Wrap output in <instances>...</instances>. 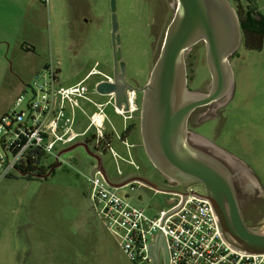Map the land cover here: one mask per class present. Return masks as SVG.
Wrapping results in <instances>:
<instances>
[{
	"label": "rangeland",
	"instance_id": "rangeland-1",
	"mask_svg": "<svg viewBox=\"0 0 264 264\" xmlns=\"http://www.w3.org/2000/svg\"><path fill=\"white\" fill-rule=\"evenodd\" d=\"M230 2L236 9V2ZM240 2L257 7L256 20L260 21L264 0ZM88 3L92 5L95 22L101 19L102 23L101 35L93 45L96 52L87 61V67L95 73L84 80V94H73L63 102L58 125L76 136L86 129L91 116L101 110L103 126L94 125L88 131H114L110 150L103 155L111 176L117 178L139 171L160 180L142 146L140 108L137 106L133 118L117 116L113 95L96 91V85L103 79L99 72L112 74L114 70L110 0H49L48 4L41 0H0V117L17 93L26 90V85L35 79H42L41 71L50 61L60 70L61 85H75L79 81L68 70L71 60L82 57L69 51L66 36L67 28L75 20L70 16L76 9L71 10L72 6L84 7ZM148 6L145 0H116L122 59L132 69L128 78H136L140 86L149 77L163 39L162 35L158 44H151L144 30L142 20ZM83 15L85 12L78 17ZM185 62L189 88L204 87L209 82L204 44L194 45L186 53ZM230 63L236 74L234 99L223 111L228 119L220 116L214 123L218 130L223 129L219 140L234 142L243 159L259 170L252 177L245 175L246 182H239L238 193L246 223L264 231V41L261 49H246L241 43ZM136 64L138 72L133 69ZM131 124L133 128L125 140L115 136ZM63 146L65 143L56 144L57 149ZM61 159V166L48 178L29 180L14 173L0 179V264H154L149 253V260L136 263L128 260L93 210L88 199L93 160L84 149L77 147ZM53 160L54 156L48 157L50 163ZM192 188L197 193L204 192L198 185ZM118 192L150 218L167 210L170 207L167 200L172 198L138 185L134 191L124 186Z\"/></svg>",
	"mask_w": 264,
	"mask_h": 264
},
{
	"label": "water",
	"instance_id": "water-1",
	"mask_svg": "<svg viewBox=\"0 0 264 264\" xmlns=\"http://www.w3.org/2000/svg\"><path fill=\"white\" fill-rule=\"evenodd\" d=\"M110 11L113 77L100 81L96 91L102 95H113L115 108L126 113L130 108L125 89L128 87L141 93L139 126L142 146L166 182L139 173H131L121 179L113 178L105 169L102 156L93 151L84 139L75 140L59 150L55 154L56 163L48 172H20L19 176L46 178L51 170L60 165L61 155L82 147L97 162L90 176L99 171L108 185L117 189L137 182L156 192L179 194L183 201L189 187L201 184L203 194L195 193L210 202L226 241L247 253L264 254V231L245 222L234 182L235 174L224 161L233 163L234 160L216 147L219 158L212 156L188 139L187 122L192 111L228 97L234 90L230 58L241 46L242 31L232 3L230 0H175L174 13L165 29L158 56L141 87L129 85L126 81L124 61L121 60L116 0H110ZM198 43L204 44L205 63L210 75L206 91L191 90L187 84L185 55ZM118 68L121 69L120 73ZM203 141L210 144L205 139ZM239 167L241 173L252 177L247 167ZM90 194L91 185L89 201ZM160 242L165 243V239L159 231L155 243L148 249L151 256L155 257L153 248H158Z\"/></svg>",
	"mask_w": 264,
	"mask_h": 264
},
{
	"label": "built area",
	"instance_id": "built-area-1",
	"mask_svg": "<svg viewBox=\"0 0 264 264\" xmlns=\"http://www.w3.org/2000/svg\"><path fill=\"white\" fill-rule=\"evenodd\" d=\"M58 72L53 62H48L41 71L42 79H35L17 93L0 117V179L19 174L26 167L45 164L49 156H55L58 142L67 143L75 137L58 125V118L66 99L85 93L86 78L75 85L62 86ZM105 78L111 80L108 75ZM129 107L130 112L137 108L132 97ZM90 125L103 126L101 110L91 116ZM101 134L95 132L96 137ZM88 179L93 210L133 263L149 260L148 249L160 231L168 252L167 264H264V254L247 253L226 241L210 202L192 187L183 201L181 195L169 194L170 207L150 218L117 188L109 186L99 171ZM136 185L143 186L137 182L126 186L134 191Z\"/></svg>",
	"mask_w": 264,
	"mask_h": 264
},
{
	"label": "flooded vegetation",
	"instance_id": "flooded-vegetation-1",
	"mask_svg": "<svg viewBox=\"0 0 264 264\" xmlns=\"http://www.w3.org/2000/svg\"><path fill=\"white\" fill-rule=\"evenodd\" d=\"M145 1H146V3L149 4V6L146 10H144L145 18H144V20H142V22H143V26L145 28L143 26L142 27L147 32V34L150 38V43L156 45V44H158L162 35L164 36V30L166 29L167 25L169 24L170 20L172 19V16L174 13L173 10L175 9V0H145ZM74 7L76 9L70 14V16H71V18H75V20L71 21L70 27L67 28L68 33H67L66 37H67L68 44H69V51L76 57L81 55L82 59L77 58L74 62L71 60L68 71L70 73L69 75H71L73 77V79L79 80V79L84 78L86 76L89 77L94 73L93 72L94 70L92 68L87 67L88 66L87 61H89L91 59V57L94 55V53L96 52V50L93 49V45L97 42L99 36L101 35L100 31L102 29V23H101V19H97V23L95 22V17H94L92 10H91L92 5L90 3H88L84 7L80 6L79 4H77V5L74 4L72 6L71 10L74 9ZM82 12H85V15L78 17V15ZM86 39H90V41H86ZM242 44H243V35H242ZM111 47H112V38H111ZM85 49H87V50L85 51ZM120 50H121V48H120ZM233 58H234V54L230 58V61ZM121 60L124 61L122 59V52H121ZM124 67H125L124 71H125L127 83L129 85H132V86L141 87L140 85L137 84L136 78L135 79L128 78V72L129 71L132 72V69H129V66L125 61H124ZM133 69L135 70V72L139 71V67L137 66V64L134 66ZM112 70H113V65H112ZM120 72H121V69L118 68V73H120ZM233 75H234V84H235L233 92L230 95H228V97H223L216 102L209 103L207 105L195 108L189 116V119L187 122V128H188V136H189L188 139L194 146L198 147L202 151H204V152H206L212 156L218 157L217 156L218 152L215 149V147H216L217 149L221 150L222 152L229 154L232 157V160H234V162H236V163H234V162L229 163L225 159H224V161L227 163L228 167H230L232 172H234V174H235L234 182H235L236 189L238 191L239 190V182L241 181V179L238 176L239 171H240L239 166L242 167V165H243V166L247 167L250 174H252V175H257V171H259V170H257L256 167L254 165H252V163L249 160L243 159L244 155L237 149L234 142H232L230 140H228V142H226V141L221 142L219 140V136H220L223 129L218 130V127L214 123V121L217 120L220 116L223 118V120L228 119V117H229L227 113H226V115H224L223 111L226 110L227 107H229V105L231 104V102L234 99L235 90H236V82H235L236 74H235L234 70H233ZM108 76L111 77V79H112L113 73L109 74ZM105 79H107V78H105ZM102 80H104V79H102ZM209 81H210V75H209ZM208 83L204 87H202L203 86L202 85L201 87L191 89V90L206 91ZM187 84H188V73H187ZM125 92H126V99L128 101V104H129V97H132L133 100L135 101L136 105L140 108L139 103L141 101V93L135 92L128 87L125 89ZM134 111L133 112L129 111L127 113L123 112V113L126 114L127 119H130V118H133L132 115H133ZM139 111H140V109H139ZM211 123H214V124H211ZM86 128H87V130H88V128L93 129L92 126L90 125V121L87 123ZM92 134H94V132H92V130H90V132L88 131L87 133L83 134L82 136H79V137L72 139L71 141L65 143V147L63 146V147H60L59 149L56 148L55 154L59 150L66 148L68 145H70L75 140L84 139L88 142L89 147L93 151L99 153L102 156L103 165H104L105 169L107 170V167H106L105 162L103 160V155H105L107 152H109L110 148H108L107 150H102L101 146H99V149L95 148V144H97L99 140L103 139L104 132H102L99 139H96V140H90ZM121 134L118 136V138L121 140H125V138H123L121 136ZM203 139L208 141L213 146L205 143L203 141ZM63 155H61L59 157L60 165L57 168L51 170V173L48 177L52 176L57 171V169L61 166V164H62L61 158ZM90 158L93 160V166H92V168H93L96 166L97 162L93 157L90 156ZM55 163H56V161H55V156H54L53 162L48 163V164H50V167L48 169H46L44 171V173L48 172L50 170V168ZM107 172L110 174V172L108 170H107ZM133 173H139V174H142L144 176H147V174L141 173L139 171L138 172L135 171ZM27 176H30V175H25V176H21V177L27 178ZM89 176H90V174H89ZM110 176H111V174H110ZM124 176H126V175H124ZM124 176L117 177V178L115 177V178L121 179ZM30 177H32V176H30ZM48 177H46V178H48ZM157 177L161 178L160 180H157V181L166 182L163 175L160 174ZM37 179H40V178H37ZM197 185L200 186L202 189H204L203 185H201V184H197ZM240 197L241 196L238 193L239 203H241ZM153 253L155 255L154 259H155L156 264H167L168 263V252L166 249V244L164 242H160L158 248H153Z\"/></svg>",
	"mask_w": 264,
	"mask_h": 264
},
{
	"label": "trees",
	"instance_id": "trees-1",
	"mask_svg": "<svg viewBox=\"0 0 264 264\" xmlns=\"http://www.w3.org/2000/svg\"><path fill=\"white\" fill-rule=\"evenodd\" d=\"M236 2V13L238 15L240 28L243 35V44L246 49H261L263 47L264 41V15H260V21L256 20V15L258 13L257 7L250 8L248 6H244L241 4L240 0H234ZM237 54V51L234 53V56ZM133 125L127 126V128L122 132L121 136L126 138V136L130 133ZM111 133H104L103 139L99 140L97 144H95V148L99 149V146L102 147V150H107L111 147V142L113 135ZM99 137H96L92 134L90 140H96ZM47 161L45 164L40 166H30L26 167L27 169H22V173L26 172H36V173H44L46 169L50 167ZM29 180H37V178H33L27 176Z\"/></svg>",
	"mask_w": 264,
	"mask_h": 264
},
{
	"label": "crops",
	"instance_id": "crops-1",
	"mask_svg": "<svg viewBox=\"0 0 264 264\" xmlns=\"http://www.w3.org/2000/svg\"><path fill=\"white\" fill-rule=\"evenodd\" d=\"M59 72H60V70H59ZM58 72V73H59ZM93 72H95V70L93 71ZM100 73H102V74H100ZM99 74H100V76L104 79L105 78V76L106 75H109V74H106V73H104V72H99ZM87 77V76H86ZM86 77H84V78H86ZM84 78H81V79H84ZM81 79H79V81L81 80ZM78 81V82H79ZM70 85H73V84H70ZM69 86V85H68ZM95 111H97V110H95ZM94 111V112H95ZM114 114L115 115H117V116H123L124 118H126V114H124L123 112H120L119 110H117L116 108L114 109ZM88 132V130H87V128L84 130V131H82V132H80V133H77L76 134V136L74 137V138H76V137H79V136H82L83 134H85V133H87ZM94 132V134H95V131H93ZM111 133L113 136H114V134H113V130H105L104 131V133ZM111 135V136H112ZM115 136L118 138V136L119 135H117V134H115ZM73 138V139H74ZM153 192H155V193H157V194H165V193H160V192H156V191H154V190H152ZM167 195H169V194H167ZM171 196V195H170ZM167 202H169V199L167 200ZM169 204V203H168ZM163 212V211H162Z\"/></svg>",
	"mask_w": 264,
	"mask_h": 264
},
{
	"label": "bare ground",
	"instance_id": "bare-ground-1",
	"mask_svg": "<svg viewBox=\"0 0 264 264\" xmlns=\"http://www.w3.org/2000/svg\"><path fill=\"white\" fill-rule=\"evenodd\" d=\"M62 86H63V85H62ZM239 178L241 179L242 182H244V181L246 182V180H245V178H246V177H245V174H244V173H241V171L239 172ZM165 244H166V243H165Z\"/></svg>",
	"mask_w": 264,
	"mask_h": 264
}]
</instances>
